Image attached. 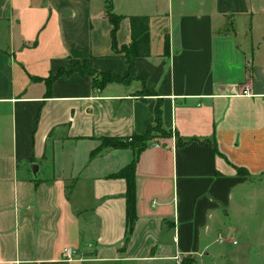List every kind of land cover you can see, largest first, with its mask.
Returning a JSON list of instances; mask_svg holds the SVG:
<instances>
[{
	"label": "crops",
	"instance_id": "1",
	"mask_svg": "<svg viewBox=\"0 0 264 264\" xmlns=\"http://www.w3.org/2000/svg\"><path fill=\"white\" fill-rule=\"evenodd\" d=\"M107 7L117 51L129 17H148V59L113 51ZM71 60L134 80L95 90L73 74L47 95ZM157 105L170 138L139 155L125 245L126 184L108 177L133 154L91 152L143 136ZM261 194L264 0H0V264H244L238 240L264 228L231 215L258 218Z\"/></svg>",
	"mask_w": 264,
	"mask_h": 264
},
{
	"label": "trees",
	"instance_id": "2",
	"mask_svg": "<svg viewBox=\"0 0 264 264\" xmlns=\"http://www.w3.org/2000/svg\"><path fill=\"white\" fill-rule=\"evenodd\" d=\"M106 17L109 23L111 24V44L112 49L115 53L123 55L127 60L132 59H148L150 57V40H149V19L145 16H131L129 17V29H130V44L127 47H123L120 51H117L116 44V34L121 22V18L113 15L107 7ZM33 44L32 46H34ZM168 54V48L165 45L164 55ZM73 74H79L83 77H88L91 79L92 87L95 90H102L110 84H120L128 85L131 83L134 78L129 74L125 78H120L113 76L110 73H97L91 67L89 61L80 63L77 60H71V69L70 71L60 70L58 73L50 77L46 81L47 85V95L50 85L59 78H66ZM96 77H95V76ZM149 96L150 92L142 91L141 96ZM156 128L157 131L167 134L166 139L170 138V134L163 131L161 127V110L160 106L157 105L154 111V125L149 127L147 131H150L151 128ZM147 133V132H146ZM132 136L125 140L113 139V138H102L99 140V146L91 152V156H97L102 151L105 150H130L133 154L132 161L119 171L114 174H111L108 179L112 180H123L126 184V194H125V245L128 242V239L133 231L136 217V186H135V170L139 155L147 148L148 144L152 142V138L147 136ZM127 140H130V143H127ZM178 146H185L190 143V141H182L177 139ZM239 175L242 174V171L238 172ZM179 264H196V260L192 257H185L181 259Z\"/></svg>",
	"mask_w": 264,
	"mask_h": 264
},
{
	"label": "rangeland",
	"instance_id": "3",
	"mask_svg": "<svg viewBox=\"0 0 264 264\" xmlns=\"http://www.w3.org/2000/svg\"><path fill=\"white\" fill-rule=\"evenodd\" d=\"M146 132L145 133L147 134V136L152 138L151 143H153L155 140H165L166 139L165 137H167L166 136L167 134H164L163 132L157 131V129L154 127L151 128L150 131H146ZM127 143H130V140H127ZM246 199H248V198H246ZM253 200H254V205L257 206V208H258V212H256V214H255V215L258 214V218L255 217L253 219L251 214L247 213L246 211H244V212L240 211L239 212L240 214L236 215L237 219L233 215H231V216L234 218V221L239 222L240 224L246 226L247 228L249 226V223H252L251 221H253L255 224L258 223L259 225L262 226V228H264V194L255 196L253 198ZM238 206L243 207V203L238 204ZM236 208H238V207H236ZM231 211H232V206L230 207V212ZM231 222H232V220H231ZM225 223H227V221ZM250 232H251L250 237L252 238L251 241L247 242L244 239H241V240L239 239L238 240L239 241L238 249L241 250L242 254L244 255V258H245L244 264H251V263L253 264L254 262H256V264H259L258 263L259 259L260 258L264 259V229H263L262 233L258 232V230L255 232L254 229H252ZM225 244H223V245L218 244L217 246L218 247L219 246H223V247L228 246ZM229 248L232 251L234 249V247H229ZM252 253H255V255H252ZM252 256H254V257L257 256L256 261H253V262L251 261ZM249 262H251V263H249Z\"/></svg>",
	"mask_w": 264,
	"mask_h": 264
},
{
	"label": "built area",
	"instance_id": "4",
	"mask_svg": "<svg viewBox=\"0 0 264 264\" xmlns=\"http://www.w3.org/2000/svg\"><path fill=\"white\" fill-rule=\"evenodd\" d=\"M242 95L243 96H250V94L248 93V87H245L244 88V90H243V92H242ZM217 242L220 244V245H223V244H225L226 243V239L221 235V234H219L218 235V238H217ZM232 245H235V243H232ZM64 253H66V251L64 252ZM181 261H179V263H180ZM178 263V264H179Z\"/></svg>",
	"mask_w": 264,
	"mask_h": 264
},
{
	"label": "water",
	"instance_id": "5",
	"mask_svg": "<svg viewBox=\"0 0 264 264\" xmlns=\"http://www.w3.org/2000/svg\"><path fill=\"white\" fill-rule=\"evenodd\" d=\"M37 169H38V167L36 165L31 167V171H32V174H33L34 177L36 175Z\"/></svg>",
	"mask_w": 264,
	"mask_h": 264
}]
</instances>
